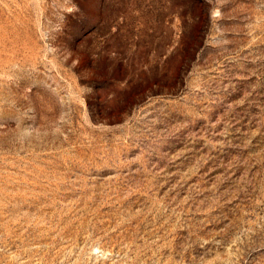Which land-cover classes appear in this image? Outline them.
Listing matches in <instances>:
<instances>
[{
	"label": "rangeland",
	"instance_id": "rangeland-1",
	"mask_svg": "<svg viewBox=\"0 0 264 264\" xmlns=\"http://www.w3.org/2000/svg\"><path fill=\"white\" fill-rule=\"evenodd\" d=\"M0 264H264V0H0Z\"/></svg>",
	"mask_w": 264,
	"mask_h": 264
}]
</instances>
